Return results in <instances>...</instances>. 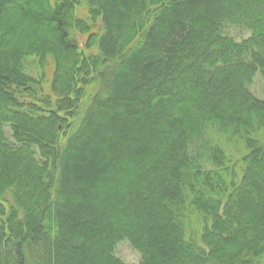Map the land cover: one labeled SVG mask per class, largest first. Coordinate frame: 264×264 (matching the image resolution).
<instances>
[{
	"label": "trees",
	"instance_id": "16d2710c",
	"mask_svg": "<svg viewBox=\"0 0 264 264\" xmlns=\"http://www.w3.org/2000/svg\"><path fill=\"white\" fill-rule=\"evenodd\" d=\"M257 75L264 0H0V264H264Z\"/></svg>",
	"mask_w": 264,
	"mask_h": 264
},
{
	"label": "rangeland",
	"instance_id": "374dc122",
	"mask_svg": "<svg viewBox=\"0 0 264 264\" xmlns=\"http://www.w3.org/2000/svg\"><path fill=\"white\" fill-rule=\"evenodd\" d=\"M86 39V35H83L80 40L84 43ZM46 81L43 85V94H48L53 97V94L50 90V84L52 79V67H47V75ZM251 89L254 93H256L260 97H264V77L261 75H257L254 83L251 86ZM203 158V157H202ZM204 159V158H203ZM208 164H206L207 166ZM117 255L120 256L128 263H139L140 262V255L139 253L133 249L129 242L123 241L117 247Z\"/></svg>",
	"mask_w": 264,
	"mask_h": 264
}]
</instances>
